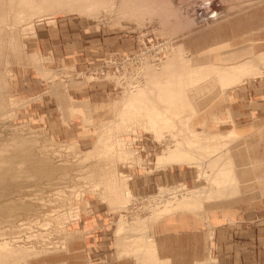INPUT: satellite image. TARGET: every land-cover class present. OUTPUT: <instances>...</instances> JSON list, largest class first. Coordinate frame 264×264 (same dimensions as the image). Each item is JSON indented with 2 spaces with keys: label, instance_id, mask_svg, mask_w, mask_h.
Masks as SVG:
<instances>
[{
  "label": "rangeland",
  "instance_id": "374dc122",
  "mask_svg": "<svg viewBox=\"0 0 264 264\" xmlns=\"http://www.w3.org/2000/svg\"><path fill=\"white\" fill-rule=\"evenodd\" d=\"M51 1L0 0V264H77L81 244L73 250L70 242L80 235L76 221L91 197L105 201L104 227L118 257L130 264H169L155 253L157 222L187 214L212 225L215 203L236 197L243 183L264 188V119L242 131L220 133L210 127L218 119L215 104L225 102L228 88L264 78V0ZM202 6L207 12L198 15ZM75 26L89 34L83 70L47 54L64 50L58 41ZM38 27L48 37L47 52L28 59ZM248 27L257 28L244 30ZM237 33L262 37L256 56L242 64L216 63V51ZM19 64L45 78L49 90L43 98L53 99L59 85L68 88L76 81L110 86L107 100L94 96L107 102L95 109L98 118L89 120L90 148L26 119L22 108L41 96L27 102V96L12 92L11 74ZM183 94L187 105L177 112L180 118L156 119L157 137L148 128L154 121L150 107L174 105ZM180 129L195 131L205 145L211 141L212 147L197 150L200 158L193 152L177 163L197 168L203 185L176 181L146 195L133 194L128 183L133 169L158 167V157L169 146L175 150L171 144ZM239 171H248L254 182L238 179ZM190 264L220 263L207 255Z\"/></svg>",
  "mask_w": 264,
  "mask_h": 264
},
{
  "label": "crops",
  "instance_id": "0c3cea01",
  "mask_svg": "<svg viewBox=\"0 0 264 264\" xmlns=\"http://www.w3.org/2000/svg\"><path fill=\"white\" fill-rule=\"evenodd\" d=\"M254 28L257 27L244 30L254 31ZM47 38L43 29L38 27L35 30V39L26 52L28 59L33 54L45 56ZM260 38L249 33H237L216 51L215 62L231 65L255 57L261 48ZM58 43L64 50L47 53L53 60L57 57L60 64H72L78 70L86 68L89 62V34L75 26L67 38ZM46 87L45 78L33 69H26L24 64H19L11 74L13 93L27 96V102L41 96L22 108L29 122L36 120L40 128L51 135L73 139L80 147L90 148L93 144V124L89 120L98 118L95 109L106 105L110 86L89 87V83L76 81L68 88L59 85L53 99L43 98L49 90ZM99 88L101 91H98ZM98 94L106 97L105 102L99 103L94 98ZM215 107L218 119L210 126L213 131L224 133L231 128L242 131L247 126L258 124L264 119V78L244 79L228 88L225 102L215 104ZM247 172L239 171L237 178L251 179L249 181L253 183L254 177L247 176ZM176 181L194 188L203 185L205 179L192 165L171 163L159 168L137 167L133 169L128 183L133 194L142 196L152 193L159 184ZM239 192L230 201L215 203L209 215V219L214 221L212 225L201 224L187 214L165 217L157 222L153 234L156 256L169 264H190L207 255L213 256L220 264H264V188L255 183H243ZM108 218L105 201L99 197L89 198L88 210L76 221L79 228L77 235H80L74 236L70 242L72 248L76 243L81 244L76 249L81 254L77 264H130L126 257L117 256L109 230L104 227Z\"/></svg>",
  "mask_w": 264,
  "mask_h": 264
},
{
  "label": "bare ground",
  "instance_id": "6f19581e",
  "mask_svg": "<svg viewBox=\"0 0 264 264\" xmlns=\"http://www.w3.org/2000/svg\"><path fill=\"white\" fill-rule=\"evenodd\" d=\"M47 1H49V0H47ZM53 1V3L52 4H54L55 3V0H52ZM51 1V2H52ZM55 5V4H54ZM242 64V63H241ZM243 66V65H242ZM166 76V75H165ZM187 76V75H186ZM168 77V76H167ZM173 77V76H172ZM170 78V77H169ZM180 79V78H179ZM164 80V79H163ZM166 80H167V78H166ZM170 80H171V78H170ZM175 80V79H174ZM173 80V81H174ZM168 81V80H167ZM180 81V80H179ZM162 82V81H161ZM170 82V81H169ZM193 82V81H192ZM171 83H174V82H171ZM169 85V84H168ZM175 85V84H174ZM181 86V85H180ZM179 86V87H180ZM163 87H165V86H163ZM178 86H176V88H177ZM177 90V89H176ZM176 90H174V92L176 91ZM166 91H167V89H166ZM172 91H173V89H172ZM178 91V90H177ZM184 91V90H183ZM174 92H172L173 93V95H174ZM179 92V91H178ZM181 92V91H180ZM179 92V93H180ZM169 93V92H168ZM167 93V94H168ZM181 93H183V92H181ZM180 93V94H181ZM176 95V94H175ZM186 95V94H185ZM184 94H183V96H182V98H179V99H177V103L175 102L174 103V105H171L172 103H170V106H169V104H168V102L166 103V105H164L163 107L161 106V108H156L155 106L156 105H154L152 108L150 107V109H149V113L150 114H148V112H147V114L148 115H153L152 116V120H154L153 122H151L152 124H150L149 125V130L150 131H153V132H155V134L157 135V137L159 136V134L161 133L159 130H158V128H157V121H156V119H159L160 118V116H163V118H165V119H171L172 120V117H173V115L174 114H176V115H174V117L176 116H178V114H177V112H181L180 110L181 109H184V108H186L185 106L183 107V105L186 103V96H185ZM156 97V96H155ZM176 97H178V96H176ZM152 98V97H151ZM187 98H188V96H187ZM158 100H159V98H158ZM167 100V99H166ZM145 101H146V99H145ZM165 101V100H164ZM153 102V101H152ZM156 102V101H155ZM166 102V101H165ZM171 102H173V101H171ZM168 104V105H167ZM176 104V105H175ZM185 105H187V104H185ZM138 106V105H137ZM155 107V108H154ZM188 107V106H187ZM187 110V109H186ZM185 111V110H184ZM145 113H146V110H145ZM181 113H183V111L181 112ZM179 115H180V113H179ZM182 116V115H181ZM150 117V116H149ZM153 117H154V119H153ZM158 117V118H157ZM179 117V116H178ZM151 118V117H150ZM180 118V117H179ZM177 119V118H176ZM176 119H174L175 120V122L177 121ZM179 121V120H178ZM198 134L195 132V131H193V130H188L187 131V129L186 130H182V129H180V130H177L176 131V133H175V137L176 138H174V142H172V144L171 145H174L175 146V150H171L172 148H170V146L166 149V151H165V153L162 155V156H160V157H158V161H157V166L159 167H161V166H165V165H169V164H171V163H180V161H179V159L181 160V157H184V158H188V154H191V153H193V152H195L196 153V156L197 155H199L197 152V150H199V149H201L202 151H203V149H204V147H203V145H205V144H203V141H206V140H203V138L202 139H200V137L198 138ZM203 140V141H202ZM209 142H211V141H209ZM209 142L207 143L208 145H205L206 147H205V149H208V148H210V147H212L210 144H209ZM219 142V141H218ZM215 148V147H214ZM211 150H212V148H211ZM213 151L215 152V149H213ZM201 152V151H200ZM226 153H228V152H226ZM203 155V154H202ZM227 155H229V154H227ZM191 156V155H190ZM192 157V156H191ZM201 156L199 155V156H197L196 158H200ZM171 158H176V159H178V160H175V161H170L171 160ZM193 159V158H192ZM228 159V158H227ZM174 160V159H173ZM184 161V160H183ZM182 161V162H183ZM196 161H200V159H197ZM230 161V160H229ZM225 162V161H224ZM220 163V162H219ZM218 163V164H219ZM215 164V163H214ZM218 164H216V165H218ZM226 166V165H225ZM218 167V166H217ZM217 169V168H216ZM222 171H223V168H220ZM225 169V168H224ZM227 169V168H226ZM221 170H220V172H221ZM231 170V169H230ZM230 170H227L228 172L230 171ZM225 171V170H224ZM226 171V172H227ZM223 174H225V172L223 173ZM226 174H228V173H226ZM233 175V174H232ZM226 176V175H225ZM230 177V176H229ZM224 178V177H223ZM233 178V177H232ZM225 179H227V178H225ZM229 180V179H228ZM227 180V181H228ZM226 181V180H225ZM121 183V182H120ZM123 183V182H122ZM228 184V183H227ZM237 184V183H236ZM124 185H126L125 183H123V185H120L121 186V188H124L125 186ZM120 186H119V188H120ZM231 186V185H230ZM236 186V185H235ZM223 187V186H222ZM234 188V187H233ZM237 188V187H236ZM123 190V189H122ZM127 190V189H126ZM125 190V191H126ZM224 190V189H223ZM227 191V190H226ZM127 193H128V195L130 194L129 193V190L128 191H126ZM125 192V193H126Z\"/></svg>",
  "mask_w": 264,
  "mask_h": 264
},
{
  "label": "built area",
  "instance_id": "2783aa9c",
  "mask_svg": "<svg viewBox=\"0 0 264 264\" xmlns=\"http://www.w3.org/2000/svg\"><path fill=\"white\" fill-rule=\"evenodd\" d=\"M207 6H208V4H207ZM205 12H207L206 11V9L204 8V6H202V8H200V10L197 12L198 13V15H201V14H205ZM211 13H213L214 14V12H211Z\"/></svg>",
  "mask_w": 264,
  "mask_h": 264
}]
</instances>
